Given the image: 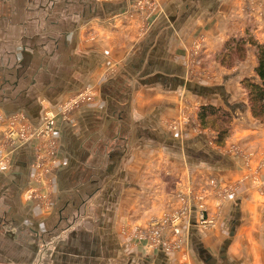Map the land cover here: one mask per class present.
I'll use <instances>...</instances> for the list:
<instances>
[{"label": "crops", "instance_id": "obj_1", "mask_svg": "<svg viewBox=\"0 0 264 264\" xmlns=\"http://www.w3.org/2000/svg\"><path fill=\"white\" fill-rule=\"evenodd\" d=\"M150 2L151 14L134 0H0V158L9 155L0 169V264H264V168L256 184L237 182L256 162L212 146L206 131L166 122L187 101L197 102L195 119L199 105L222 106L233 117L225 146L264 145L240 85L254 77V48L230 69L214 60L231 37L264 42V0ZM192 48L216 80L190 75ZM84 85L97 95L70 121L57 119L48 172L34 165L33 141H4L8 117L22 113L38 126L45 106L56 109ZM167 169L177 183L215 176L238 185L220 208L208 186L210 227L191 197L180 234L164 229L179 243L169 251L132 234L174 203Z\"/></svg>", "mask_w": 264, "mask_h": 264}, {"label": "rangeland", "instance_id": "obj_2", "mask_svg": "<svg viewBox=\"0 0 264 264\" xmlns=\"http://www.w3.org/2000/svg\"><path fill=\"white\" fill-rule=\"evenodd\" d=\"M151 1V0H149ZM135 2V1H134ZM148 14H151L153 12V7L152 6H144L143 8ZM195 48H197L196 46H193ZM195 48H192L191 51H189L188 57H187V63H188V67L190 69V75L195 78V79H199V80H216L217 79V75L218 73L214 72L213 70H206L209 69V67H202L204 64V60L201 56V54H198L197 52H195ZM247 49L244 52V54L241 51L238 50H234L232 51V53L234 52V56L231 58L228 57H221L222 54H225V51L218 55V56H214V60L218 63H220L221 65H223L225 68L230 69L233 66H235L236 64L245 61L246 59V53H247ZM237 52V53H236ZM236 54L238 55H242L243 58L240 60L239 57H237ZM112 71H113V67H112ZM111 72V68H106L105 73ZM112 73V72H111ZM241 85V84H240ZM242 87V86H241ZM89 90L91 92L90 96H93V94H95L92 97V100H94V98L97 95V90L93 87V86H88V85H84L76 90H74L73 92L69 93L68 96L61 102H68L70 101L76 94H78L79 92L83 91V90ZM243 89V88H242ZM244 90V89H243ZM245 92V91H244ZM195 100V98H193ZM245 99H246V94H245ZM197 100V99H196ZM195 100V101H196ZM91 101H83L80 102L78 104V106L73 107V109L69 110L68 112L72 115L74 114V112L77 111V109L85 104L90 103ZM247 102V99H246ZM60 103V104H61ZM70 103V102H69ZM68 103V104H69ZM196 103L197 102H193V101H187V104H185L183 106V108H181V114H179V118L177 119H173V120H167L166 122L168 123L167 126L170 129H175L180 125H184V126H188L191 130H199V131H206L208 133L209 136V142L212 146L219 148L220 150H224L226 149L227 152L233 153L234 151L238 150V153H236L237 156H239L241 159H243V161L245 162H256V166L255 169L252 170V168H250L249 170H244V173L238 178L237 182L239 181H243V180H251L253 181V183H257V173L259 172V170H261L262 168H264V145H260L257 148H251V147H245L244 144L241 143H231L229 146H225V142H223L222 144H218L217 142V131L215 130L214 127L211 126H207L206 130H204L203 128H201L199 122L197 119L194 118L192 110L190 108L192 107H196ZM198 106V104H197ZM248 106V105H247ZM57 108V107H56ZM189 112V113H188ZM59 117L56 118V124H57V119ZM255 119V118H254ZM70 121V120H69ZM255 121L262 127L264 128V123L259 122L257 119H255ZM233 122V117L230 121V128H231V123ZM240 145V146H239ZM243 145V147H242ZM239 150L240 153H239ZM235 153V152H234ZM2 159V158H0ZM47 159L46 156H42L41 160ZM174 175L173 170L167 169L164 172V181H165V186L167 187V189L169 190V195H172L173 198L175 199L174 203H170L169 206L163 210V212L155 219L152 216L149 217L148 221L146 222V224L144 225H139V226H135L136 228H144L145 226H150V224L153 225H158L159 226H163L162 229V234L164 235L166 230V222L170 221H165L166 217L171 216V214H173V212H175L179 207H181V202L179 200V195H183L185 198V200L183 201V205L184 206V211L185 213L188 212L189 209V204L191 201V197L196 196L197 200L198 197L200 196L201 198L200 201L205 205V208L207 209L208 206L206 205L205 202V196H206V189H208L210 186V189L212 190V192L214 193V195L216 196L215 202H214V207L215 208H220L221 207V203L224 201L225 198L228 197L229 194H231L233 192L234 189H237L238 185L236 180H233L231 182H226V181H222L220 179H218L217 177H209L208 181H206V179L201 180H197L195 179L194 181H191L189 184L186 183H177L178 180H180V178ZM226 182V183H225ZM195 202H198L195 200ZM188 204V207H187ZM198 204V203H197ZM155 217V216H154ZM205 217L210 218L209 216H207V210L205 211ZM171 218V217H170ZM154 220V221H153ZM157 221V224H155V222ZM180 219L176 220L175 223L173 225H177L179 224ZM170 228V227H168ZM134 229V227H133ZM169 230H172L171 228ZM134 236V234H133ZM135 239L141 240L139 235H136L134 237ZM171 239V238H170ZM170 239H168L169 241H171ZM148 240V238H147ZM175 240V239H174ZM174 240H172V242H174ZM171 244V242H170ZM148 247H150L149 241H148ZM153 247L155 245H152ZM179 246V243H178Z\"/></svg>", "mask_w": 264, "mask_h": 264}, {"label": "built area", "instance_id": "obj_3", "mask_svg": "<svg viewBox=\"0 0 264 264\" xmlns=\"http://www.w3.org/2000/svg\"><path fill=\"white\" fill-rule=\"evenodd\" d=\"M134 1L135 5L139 8L145 5L152 6V2H150L149 0ZM90 94L91 92L85 89L76 94L70 101H66L64 103L59 104L56 109H53L49 106H45L42 114V122L38 126H31L27 117L22 113H16L8 117V129L5 132L4 141L6 143H9L10 147L16 146L18 143L33 141L34 165L42 173L48 172L52 164L55 162L56 158V118L60 117L65 121L70 120L71 114L68 111L73 109V107L75 106L77 107L80 102L92 101V97L95 94H93V96H90ZM0 121H2L1 115ZM240 151L241 150H239V153ZM234 152L238 153V150ZM8 156V153H6L4 154L2 159H0V169H4L8 165ZM42 156H46L47 159L41 160ZM33 193H35V191L30 192L32 196L34 195ZM40 197L43 198V196ZM197 197L198 200L196 196L195 200L198 202L195 203L198 210L199 224L204 227H210L214 225V220L212 218L205 217V205L200 201L199 198L201 197ZM185 198L186 197H184L183 195H179L181 207H179L175 212H173V214H171V216H168L165 219V221H170V223L166 222V227H170L172 229L171 234L173 236H178L180 234L179 224H173L178 219H180L181 221L182 215L185 213V204L183 205V201L185 200ZM155 224H157V221L155 222ZM162 227L163 226H159V224L153 226L150 224V226H146L144 228L140 227L139 229L134 227L132 234H134V236L139 235L140 239L148 238L150 247H152V245L162 246L165 250L168 251L174 247H178L177 240L172 242L164 238V235L162 234Z\"/></svg>", "mask_w": 264, "mask_h": 264}, {"label": "trees", "instance_id": "obj_4", "mask_svg": "<svg viewBox=\"0 0 264 264\" xmlns=\"http://www.w3.org/2000/svg\"><path fill=\"white\" fill-rule=\"evenodd\" d=\"M248 45L254 48L256 65L254 67V77H243L240 79V84L245 91L247 105L251 116L259 122L264 123V42H257L250 35L243 37H231L227 40L223 50L225 54L221 57L231 58L234 56L232 51H241L243 54ZM237 53V52H236ZM235 55L243 58L242 55ZM197 120L201 128L207 126L214 127L217 131V142L222 144L230 130V121L232 114L228 109L222 106H213L211 104L199 105L196 111Z\"/></svg>", "mask_w": 264, "mask_h": 264}]
</instances>
